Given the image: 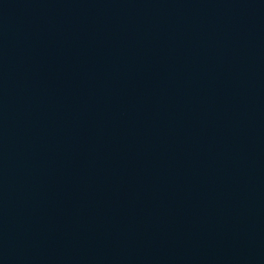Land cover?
<instances>
[{"label": "water", "instance_id": "1", "mask_svg": "<svg viewBox=\"0 0 264 264\" xmlns=\"http://www.w3.org/2000/svg\"><path fill=\"white\" fill-rule=\"evenodd\" d=\"M0 264H264V0H0Z\"/></svg>", "mask_w": 264, "mask_h": 264}]
</instances>
